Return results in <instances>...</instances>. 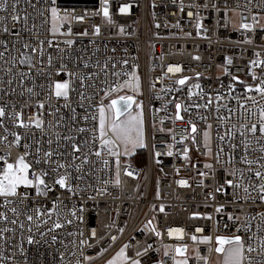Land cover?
Instances as JSON below:
<instances>
[{
	"label": "built area",
	"instance_id": "2783aa9c",
	"mask_svg": "<svg viewBox=\"0 0 264 264\" xmlns=\"http://www.w3.org/2000/svg\"><path fill=\"white\" fill-rule=\"evenodd\" d=\"M14 2L9 0L8 11H0V16L5 17V20L0 21V27L7 26L10 29L9 33L0 31V40L6 41L9 49L3 60H0V105H6L8 117L14 112H21L26 122L40 117L46 126L48 122L56 123L63 117V124H69L70 127L96 129L98 119L84 120L82 117L88 115L98 118V106L119 98L116 95L125 89L105 96L110 86L122 85L126 81L134 85L135 81L131 78L135 74L139 78V92L134 86L126 88V96L139 95L137 98L142 106L146 147L134 153L132 162H124L122 155L119 156L120 184L116 185V158L108 155L107 149L100 148L99 140H96L95 145L90 143L93 151L100 150L102 155L99 158L95 155L90 157L93 163L85 166L90 171L84 180L72 181L74 187L78 185L76 195L56 185L48 199L37 198L33 193V198L24 205H16L22 210L27 208L28 214H31L40 201H43V206L51 208L52 201L59 197L63 202L61 222L71 219L72 224L56 230V244L51 243L49 236L47 244L28 245L22 240L19 228L15 235L6 234L11 238V243H5L2 251L11 259L4 264H25V261L27 264H76L77 260L80 264H102L125 245L129 257L125 264L134 261L140 264H176L185 256L177 255L175 249L183 246L187 247L185 255L188 264H205V257L207 264H212L216 253V236L240 235L247 239L249 236L262 235L257 214L264 213V203L245 199L242 188H231L226 181L245 185L257 182L254 176L250 181L251 174L247 172L243 181L238 179V174L231 175L233 171L247 166L238 162L241 151L232 150L229 144L241 140L239 132L232 129V125L239 128L241 124H248L249 110L254 113L251 122L255 123L259 108L264 107V98L260 94L246 91L247 87L255 88L264 81V64L253 63L264 61V0H108L112 24L103 16L104 0H56L55 4L51 0H42L37 3V8L44 11L43 16L26 0H19L16 12L21 16L28 14L29 26H37L40 39L53 42V47L44 46L43 56L22 47L25 42L36 46L35 37L22 32V39L19 42L15 40L14 34L21 29V25L12 26L11 5ZM32 3H36V0H32ZM125 4L131 5V8L128 13L122 14L119 7ZM52 7H56L62 17L67 15L60 33L67 32L70 27L72 35L57 33L53 36L50 33ZM76 17H84L83 22ZM245 24L250 27L244 28ZM96 27L100 28L99 35H94ZM120 28L124 29L123 33ZM84 31L88 33L86 36L81 35ZM68 39L74 41L72 48L64 43ZM57 46L64 52L58 51ZM3 50L0 47V51ZM20 52L35 57L36 66L30 70L27 65H20L18 60L15 67L5 63L12 57L19 58ZM48 55L52 56L51 65L47 63ZM229 59L231 64L228 63ZM84 61H88L91 67L85 69ZM97 62L100 67H97ZM61 64H65L66 68L61 69ZM105 64L107 68L103 69ZM169 66H179L181 71L170 73ZM219 69L222 73H219ZM20 72L28 73L22 83ZM69 72H95L98 75L91 81L94 87L81 88L80 81L70 77ZM184 77L189 78L185 85L176 83ZM66 80L75 89L70 92L67 101L57 99L52 94L54 88L49 87L57 81ZM197 84L199 88L193 87ZM27 88H32L34 94L28 93ZM80 91H84L91 99L81 101ZM201 91L203 96L192 94ZM217 96L221 99L217 100ZM209 98L212 103L207 108L203 107ZM253 99L258 103L252 104ZM39 103H44L45 108L40 109ZM176 103L191 106L189 112H181L184 116L182 121L174 119ZM65 104L70 107H65ZM195 104L201 107L197 109L193 106ZM218 106L219 112L216 110ZM57 108L60 109L59 113H55ZM71 108L75 109L77 115L74 123L68 119ZM228 109L233 110L231 114ZM201 116L206 119H200ZM218 116L227 119H218ZM189 120L197 125L198 142L192 143L188 139L184 144L175 143L173 135L179 140L182 129L190 131ZM209 124L212 125L211 154L204 147L202 135ZM162 128L164 131H161ZM229 129L235 135L231 139L225 136L224 141L219 140L218 136H224ZM12 132L21 136L19 146L14 145L15 137L9 134ZM31 132L34 135L28 129L14 126L11 119L6 117L4 128H0V137L7 136V140L0 143V157L15 163L27 151L26 160L32 162L35 147L47 149L46 140L49 135L54 136L55 132L61 136L74 135L77 140L90 142L93 135L91 131L69 133L60 126L49 130L43 136L42 143L35 145L34 141L41 139V133L35 128ZM9 144L12 146H7ZM25 144L32 147L26 149ZM169 144L173 145L172 156L167 155ZM185 147L189 149L187 161L182 158ZM221 147L224 152L220 153L217 161L216 154ZM253 147L256 145L253 144ZM65 150L70 151L61 148V151ZM229 155L233 157L231 162ZM259 155V152H255L250 158ZM105 160L108 161L107 165L104 164ZM206 164L212 167L206 168ZM3 166L4 161L0 160V171ZM33 167L39 172L48 166L42 163L34 164ZM128 171L133 175H126ZM46 179L49 184L52 183L51 174ZM180 180H186L189 186L181 187L178 184ZM221 186L223 191H216ZM21 191L32 192L25 189ZM251 195L256 197L257 193L252 192ZM161 206L163 212L160 211ZM221 206L222 211L217 212L216 209ZM73 211L76 216L71 215ZM194 213L199 214V218H192ZM8 214L11 216L10 212ZM254 215H257V219L252 220ZM206 216H212V219H204ZM230 216L239 219H229ZM20 219L28 223L23 216ZM52 219H56L55 215ZM51 224L50 220L48 225L42 226V230L47 231ZM245 226L250 227L251 232L246 231ZM197 228H203V232H197ZM169 229H183V238H178L177 233L170 236ZM93 231L95 236L92 235ZM33 233L38 240L39 234L35 227ZM27 235L25 232L24 238ZM193 235L198 238L211 236L213 241L208 244L197 243L191 239ZM113 237L116 239L113 240ZM81 241L84 243L81 244ZM250 242L254 247L257 246L255 238ZM18 244L23 246V255L16 247ZM246 255L253 258V264L264 261L259 249ZM85 256L93 259L85 260Z\"/></svg>",
	"mask_w": 264,
	"mask_h": 264
},
{
	"label": "snow or ice",
	"instance_id": "6c2138e0",
	"mask_svg": "<svg viewBox=\"0 0 264 264\" xmlns=\"http://www.w3.org/2000/svg\"><path fill=\"white\" fill-rule=\"evenodd\" d=\"M19 2V0H15L14 3L11 5V9L13 14L11 15V20L13 22V27H15L17 24L21 25V29L17 32H15V40L19 42L22 39L21 33L26 32L29 34L30 37H35L36 39V46H32L30 43L25 42L23 43L22 47L24 49H30L32 53H38L39 56L44 55V46L47 47H53V42L50 39H40V32L37 29V26L35 24H32L29 26V16L28 14H25L21 16L19 13L16 12V4ZM26 2L30 3L32 8L39 13L40 16L44 15V11L37 8V3H41L42 0H36V3H32V0H26ZM56 0H51V3L55 4ZM9 8V0H0V11H8ZM131 5L125 4L119 7V12L122 14H126L130 11ZM51 13V28L49 29L50 33L55 36L57 33H60V28L63 26L62 22L67 21V15L62 17L56 7H52L50 9ZM102 13L104 18L107 20L109 24H112L113 21L111 19L109 8H108V0H104ZM189 15H192V13H189ZM80 22H83L84 17H76ZM5 20V17L0 16V21ZM47 22V21H46ZM61 22V23H58ZM42 27V25H41ZM159 27V25H157ZM244 28H249L250 26L245 24L243 25ZM35 29V31H34ZM0 31H3L4 33H9L10 29L7 26L0 27ZM120 32L123 33L124 29L120 28ZM62 35H72L71 28L69 27L67 32L60 33ZM87 31H84L81 33V35H87ZM100 34V28L96 27L94 29V35ZM250 42V41H249ZM64 43L67 45L68 48H72L74 41L71 39L65 40ZM0 47H2L4 50L0 51V60H3L5 56V52H7L8 44L6 41L0 40ZM13 48H15V44H13ZM57 50L60 52H64L63 49H59L57 46ZM67 55V53H65ZM198 59V57H197ZM20 65H27L29 69L31 70L34 68L35 65V57H32L28 55L27 52H20V57H12L10 61H5V63H10L13 67L16 66V63ZM47 63L49 65L52 64V56H47ZM124 63H127V61H124ZM228 63L231 64V59L228 60ZM253 63H259L264 64V61H258ZM83 67L85 69H88L91 67V64L88 61H84ZM97 67H100L99 62H97ZM115 67V65H113ZM66 65L61 64V69H65ZM107 68V64L103 66V69ZM102 69V70H103ZM9 72H11V68L8 69ZM181 71V68L179 66H169L168 72L170 73H178ZM60 72H57V75H59ZM28 73L20 72L19 76L21 77V83L23 82V79L25 76H27ZM68 75L70 77H74L75 79L80 81L81 88L84 87H94V85L91 83L92 79L98 75V73L92 72V73H86V74H78L75 72H69ZM199 75V74H197ZM254 75V74H253ZM255 78V77H254ZM132 80L135 81V84L131 83L130 81H126L122 85H114L110 86L109 91L105 92V96L109 95L111 92H116L119 90H122L123 88H132L133 86L136 88L137 92H139V78L135 76V74L132 75ZM188 77H184L181 79H178L176 81L179 85H185L188 81ZM233 79H238L236 77H233ZM11 81H9V84ZM43 87V86H41ZM50 88H54V91L52 94L57 99L63 98L65 101L69 99V95L71 91H75V89L72 88L71 83L69 81H57L55 82L54 86L49 85ZM193 87L199 88L200 86L194 85ZM26 91L28 93H33L32 88H27ZM246 91L252 92L255 91L256 93L260 94L262 98H264V81L261 82V85L256 86L255 88H252L251 86L246 88ZM23 94V93H21ZM193 95H199L203 96V92L199 93H192ZM79 96L81 101L90 100L91 97L88 96L84 91L79 92ZM2 99V97H0ZM49 99H51V95L49 96ZM221 99V97L217 96V100ZM212 103V99L209 98L208 102L203 105V107L207 108ZM252 104H257L258 102L253 99L251 101ZM133 104H136L137 108H140L141 111L137 112L136 115H132L131 108ZM83 107V104L80 105ZM197 109L201 107L200 104L193 105ZM14 107V106H13ZM38 107L40 109H44L45 105L44 103H39ZM51 107V105H49ZM65 107H70L69 105L65 104ZM191 106H185L181 103L175 104V121H182L184 120V116L181 115V112H189V108ZM227 107L226 105L224 106ZM241 107L243 108L244 105L241 104ZM217 112H219V106L217 107ZM60 109H55V113H59ZM71 115L68 117L69 121L76 122L77 121V115L74 108L70 109ZM229 113L231 114L233 110L228 109ZM259 115L258 119L255 123L251 122V116L254 114L250 110L248 111V124H241L239 128H237V125H232V129H236L240 136L241 140L239 143L232 142L229 144V147L232 150L239 149L241 151V154L239 156L238 162L241 164L246 165L247 167L245 169L235 170L231 173L233 176H237L240 181H243L245 178V172L250 173L251 176L249 177V180L251 181V177L254 176L256 183H234L232 180H227L226 183L229 187L237 189L242 188L243 192L245 193V199L252 200L255 202V200H259L261 203H264V107L259 108ZM98 118L96 116L89 117L88 115H85L82 117L84 120L98 119V127L96 129L89 130L85 127H70L69 124H63V117H60V119L56 123L48 122L46 126V122L41 119L40 117H36L34 119L28 120L27 122L22 119V113L21 112H14V114L10 117H8V114L6 112V105H0V128H4V120L5 118L11 119L12 123L16 127L25 128L28 129L29 132L34 135V133L31 132L33 128L37 129L41 133V139H37L34 141L35 145H40L43 140V136L47 135L49 130L58 128L60 126H63L69 133L75 132V133H86L91 131L93 133L91 142L89 140H77L74 135H63L59 132H55L54 136L49 135L48 139L46 140V143L48 145L47 149H42L41 147L37 146L35 147V155L32 162H28L26 160V156L29 154L27 151L24 155L19 156L15 163H9L4 157H0V160L4 161V166L2 171H0V264H4L6 260L11 259V257H7L3 254L2 249L5 246V243H11V238L7 236L6 234L12 233L15 235L16 229L19 228L21 230L20 236L24 242H26L28 245L33 244H40L45 243L47 244L49 240L47 237L50 236V241L52 244H56L58 242L57 235H55L56 230L64 228L65 225L72 224L71 219H66L63 223L61 222V205L63 202L60 200L59 197H56L52 201L51 208H48L46 206H43V201H40L37 206L31 210V214H28V209H21L16 205H24L26 201H29L34 196L37 198H49V194L55 191L56 185L59 186L60 189H64L68 191L69 193H72L73 195L77 194V186H73L72 181H82L87 176V172L90 171V169L86 170V165H91L93 162L90 160V157L92 155H95V157L99 158L102 155V152L100 150L93 151V148L90 147V143L92 145H95L96 140H99L100 142V148L101 149H107L108 155L116 158V166H117V178L115 180L116 185L120 184L119 179V156L121 155L120 151L118 150L120 145L123 144L124 146V155H130L132 154L136 148H144L146 147L144 143V127H143V115H142V106L141 104L137 103L133 96H120L118 99H112L109 104L104 105L101 103L98 106ZM53 114V113H50ZM127 115V118L125 120H121V116ZM200 119H206V117L201 116ZM218 119H227L226 117H219ZM161 123H163V120H161ZM188 124L190 125V131L189 130H181L180 139L177 140L176 136L173 135L172 139L177 144H184L186 140L191 139L192 143H197V133L198 128L195 123H193L191 120L188 121ZM212 128V125H208L207 129L202 132L203 139H204V147L209 149V154H211V148L209 147V143L211 141V133L210 129ZM5 132L8 131L7 128L4 129ZM161 131H164L162 128ZM171 131V130H169ZM98 133V135L96 134ZM187 133V134H185ZM257 133H259V136H257ZM10 135L14 136V145L19 146L21 141V136L18 135L15 132L9 133ZM235 135V132H233L231 129L225 133L224 136H218V139L221 141L225 140V136L229 137L230 139ZM249 136L251 138H249ZM7 140V136L0 137V143H4ZM61 142H64L63 144ZM55 144V147L53 145ZM253 144L256 145V147H253ZM7 146H12V144H9ZM130 146V147H129ZM24 147L26 149L32 147V145L25 144ZM70 149V151H61V148ZM168 147V156H172L174 153L172 151L173 145L169 144ZM87 148L88 151L85 152L84 149ZM224 149L221 147L219 148L216 158L217 161H219L220 153H223ZM255 152H259L260 155L255 158H250L253 156ZM157 156H159V153H156ZM182 158L187 161L189 159V149L185 147L184 153ZM233 157L229 155V162H231ZM63 161V162H61ZM46 164L48 167L47 169H41L39 172H36L34 170L33 165H40V164ZM104 164L107 165L108 161L105 160ZM206 168H211L212 165L206 164ZM63 170V171H61ZM31 173V176H30ZM75 173V175H74ZM51 174L52 177V183L49 184L47 182V177ZM128 176H132L133 173L131 171H128L125 173ZM201 175H205L204 173H201ZM178 184L181 187H188V182L186 180H180L178 181ZM21 189L25 190H32V192L29 191H21ZM216 191H223V186L218 187ZM252 192H256L257 196L253 197L251 195ZM160 211L163 212L164 208L161 206ZM217 212L222 211V206L218 207L216 209ZM11 213V216L8 213ZM53 215H55L56 219L53 220ZM72 216H76V212L73 211L71 213ZM260 218L261 224L259 226V230L262 233V235L253 237L249 236L247 239L240 235H235L232 237H224V236H216L215 237V249L214 251L216 253L222 254L224 257V264H253V258L250 255L254 252H257V249H259V254L261 256H264V213H258L257 214ZM257 215H254L251 217L252 220L257 219ZM21 216L24 217V219L28 222L27 224L24 223L23 220H21ZM192 218H199V214L194 213ZM204 219L211 220L212 216H206L203 217ZM229 219L238 220V217H229ZM52 221V224L50 227L47 228V231L42 230L43 225H48L49 221ZM33 227H35L36 232L39 234V239H36L35 234L33 233ZM246 231L251 232V228L245 226ZM123 231V229H121ZM155 231V229H153ZM197 232H203V228H197ZM239 231V229H238ZM27 232L28 235L26 238H24V233ZM173 233L178 234V238H183V229H169V235H173ZM159 235L160 233H156ZM68 235H72V233H68ZM93 236H95V231L92 233ZM253 238L256 239L257 246L254 247L253 244L250 242ZM113 240L116 238L113 237ZM191 239L194 242L202 243V244H208L212 243L213 237L211 236H203L202 238H198L197 236L193 235ZM62 243V241H60ZM84 242L81 241V244ZM17 248H19V251L21 255L24 253V249L22 244L16 245ZM127 248V245H125L123 248L120 249V251L116 254L113 259L108 261V264H125V261H127L128 257L125 254V249ZM177 255L185 256L183 260L176 261V264H188V259L185 255L187 252V247H177L175 249ZM139 254V253H138ZM167 255V253H165ZM85 260H91L93 257H84ZM205 264H207V258L205 257ZM25 264L27 262L25 261ZM76 264H80V261L77 260ZM133 264H139V261H134ZM256 264H264V261H257Z\"/></svg>",
	"mask_w": 264,
	"mask_h": 264
},
{
	"label": "rangeland",
	"instance_id": "374dc122",
	"mask_svg": "<svg viewBox=\"0 0 264 264\" xmlns=\"http://www.w3.org/2000/svg\"><path fill=\"white\" fill-rule=\"evenodd\" d=\"M219 73H222V71L219 69ZM128 94V90H126V88L122 91V92H120V93H118L116 96H126ZM137 97H139V95L137 94V95H135L134 96V99H135V101L137 102V103H139L140 104V102H139V100H138V98ZM141 111V109L140 108H137L136 107V104H133V106H132V108H131V113H132V115H136L137 114V112H140ZM143 115V114H142ZM127 118V115L125 114L124 116H121V120H125ZM143 127H144V124H143ZM208 130V129H207ZM203 143H204V139H203ZM210 144H211V142L209 143V147H210ZM130 147V146H129ZM142 149L143 148H136L135 149V151L132 153V154H130V155H124L123 153H124V146H123V144H121L120 145V147H119V151H120V153H121V155H122V160L124 161V162H132V159H133V157H134V153L135 152H137V153H139L140 151H142ZM123 248V247H122ZM121 249V248H120ZM120 249L119 250H117L109 259H107V261H105V263H103V264H108V261L109 260H111V259H113V257H115L116 256V254L120 251ZM125 254H126V256L128 257V255H127V253H126V251H125ZM216 257V256H215ZM214 257V260H216V258ZM128 259H129V257H128ZM127 259V260H128ZM213 260V263L215 264V261ZM126 262V261H125ZM212 263V264H213ZM133 264V263H132ZM140 264V263H139Z\"/></svg>",
	"mask_w": 264,
	"mask_h": 264
},
{
	"label": "crops",
	"instance_id": "0c3cea01",
	"mask_svg": "<svg viewBox=\"0 0 264 264\" xmlns=\"http://www.w3.org/2000/svg\"><path fill=\"white\" fill-rule=\"evenodd\" d=\"M112 256V255H111ZM110 256V257H111ZM216 256V257H215ZM109 257V258H110ZM214 257L216 258V260H214V258H213V260L215 261V264H224V257H223V255L222 254H219V253H215V255H214ZM108 258V259H109ZM107 261V260H106ZM105 263V262H104ZM212 263H213V261H212ZM103 264V263H102ZM214 264V263H213Z\"/></svg>",
	"mask_w": 264,
	"mask_h": 264
},
{
	"label": "water",
	"instance_id": "95a60500",
	"mask_svg": "<svg viewBox=\"0 0 264 264\" xmlns=\"http://www.w3.org/2000/svg\"><path fill=\"white\" fill-rule=\"evenodd\" d=\"M114 99H118V98H114Z\"/></svg>",
	"mask_w": 264,
	"mask_h": 264
}]
</instances>
